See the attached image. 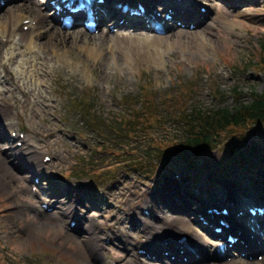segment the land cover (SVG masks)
Listing matches in <instances>:
<instances>
[{
	"label": "rangeland",
	"instance_id": "rangeland-1",
	"mask_svg": "<svg viewBox=\"0 0 264 264\" xmlns=\"http://www.w3.org/2000/svg\"><path fill=\"white\" fill-rule=\"evenodd\" d=\"M248 1L256 2L254 5L247 3L243 7H237L239 0H204L205 4H210L212 7L208 22L213 25H204L191 31L192 36H188L191 33L188 30L181 29L182 31L178 33L173 30L168 32L166 37L158 38L157 35L140 29L141 37L144 39L141 41L150 45L157 60L144 57L131 59L129 65L126 63L130 70L127 75L116 74V66L111 60L110 75L102 78L98 75L97 69L92 71L93 67H90L84 70L81 62L75 64L70 53L87 57L84 48L95 45V42L87 43L85 40L76 42L68 38L63 41L61 38L62 41L46 46V51L49 53H44L47 55L48 63L45 83L37 79L36 71V64L42 61L41 56L44 55L37 51L33 58L31 54L28 55L31 57V63L26 74H22L24 65L21 64L25 55H19V63L13 66V72L20 85L29 87L32 94L28 96L32 102L28 103L25 110L21 103L16 105L14 112L20 118V122L18 129L11 128L10 131L17 134L13 135L16 137L20 131L29 133L32 136L31 143L38 146L40 152L38 159L42 160L44 154L52 158L47 170L43 172L34 170L30 172L31 174L25 172L30 176L31 184H35L34 177L39 174L38 177L43 180L41 187L49 188H43L44 197L41 198L51 201L54 199L52 194L60 191L62 187L77 186L79 191L75 193L72 203L90 215H99L102 211H96L93 207H97V203L99 206L100 202L108 199L109 196L105 194H109L112 190L111 203L113 205V202L118 200L117 203L122 207L115 209V212L121 217L124 215L123 211L130 212L131 208L128 209L126 205L130 203L137 205L138 202L143 203L144 200L151 199L150 192L157 194L156 199L163 198L168 201L167 203L173 204L183 190L173 189L174 191L170 193V190L165 191L163 187L172 180L176 181V174L184 179L185 186L195 183L188 189L195 198L197 196L202 199L209 198L210 193H217L222 197L225 193L234 192L232 198L237 197L239 201L245 203L248 197L264 196V128L244 140H240L239 135L233 136L225 147L215 146L207 154V158L195 162V166L180 157L161 159L160 166H166L156 183L150 178L140 179L133 171L125 168L118 157L105 156L107 154L95 151V146L102 144L99 132L104 136L113 134L111 128L107 129L110 132L106 130L112 122L108 118L111 117V120L115 121L114 115L119 116L118 114L124 113L127 108L123 103L124 99L127 98L129 101L130 95L133 99L137 98L146 83L151 89L164 93L175 87L178 80L189 81L197 75L198 89H200L199 94L197 92L198 102L202 109L214 107L215 104L234 108L237 101L233 89L236 86L240 87L242 93L240 97L246 99L247 103L251 101L250 93L253 90L263 93L264 72H258L246 64L250 63L255 50L259 49L260 39L264 37V0ZM6 8L1 9L0 14L6 13ZM247 12L254 13V16ZM29 31L24 29L25 33ZM129 31L122 28L119 33L126 35ZM108 43L109 40L106 41L104 49ZM7 59V54L3 53L2 60L7 62ZM1 76L6 74L2 73ZM211 83L225 92L220 102L211 93ZM13 87L15 86L12 79L0 86L8 95L17 96L20 100L26 99L25 95L20 94V90H14ZM40 91H45L44 96H47L44 104L43 100L37 97ZM85 97L89 98L88 106L91 108V114L98 121L94 131L91 128L94 125L84 124L80 114L72 107L74 102ZM12 103L15 104L14 100ZM40 110L44 112L41 113ZM162 113L165 114L164 111ZM42 116H46L64 130L63 139L69 141L71 150L69 144L67 146L64 140H59L60 131H55L42 119ZM165 128L168 127L156 125L152 129L153 137L159 138ZM251 132L253 131L248 133ZM1 143L4 150L11 145L7 139L2 140ZM55 149H61L63 155L60 157L55 155ZM149 152L156 153L155 148L150 147ZM128 153L125 152V155ZM90 164L93 169L86 168V165ZM82 166H85L83 174L86 175L95 170L104 172L105 174L100 177L101 182H98L99 177L95 178L92 175L80 179L82 171L79 170ZM2 175L4 176L1 173L0 179ZM24 184L22 181L21 185ZM27 184L28 191L20 194H15L10 190L11 188L0 189V264H78V259L71 250V248L76 249L75 246L66 242L68 237L58 227L50 226L54 238L46 233L37 237L32 233L29 237L31 228L44 224V220L49 224L52 219L39 215L34 207L28 206L33 204L40 207L42 200L31 196V184ZM82 184L85 186L82 187ZM85 190L89 191L88 196H81V192ZM61 199V201L65 200L62 197ZM22 200L26 202L23 203ZM22 203L27 207L20 210L19 204ZM103 204L108 206L106 202ZM25 212L38 219L36 225L27 221L29 218ZM115 212L112 214L115 215ZM112 214L111 219H114ZM12 223H17L18 226ZM9 227L15 231L12 236L9 234Z\"/></svg>",
	"mask_w": 264,
	"mask_h": 264
},
{
	"label": "bare ground",
	"instance_id": "bare-ground-1",
	"mask_svg": "<svg viewBox=\"0 0 264 264\" xmlns=\"http://www.w3.org/2000/svg\"><path fill=\"white\" fill-rule=\"evenodd\" d=\"M7 1L9 4L14 3V0ZM119 1L122 2L121 0ZM246 2H248V0H240V4H242L241 6H245L243 4ZM249 3L254 5V2L249 1ZM201 4L203 3L199 0H190V3H188L186 7H180L179 12L181 13L183 10V15L186 14L189 17L200 18ZM50 6L51 5L48 3L41 4V2L37 0H20L18 4L7 6L6 13L0 14V68L3 69L1 71L2 73H6V78L2 80V83H6L12 79L13 84L16 87H13V89L20 90V94L26 96V99L20 100L17 96H13L12 94L8 95L5 90L0 88V104H3V109L0 110V174H4V176H1L2 179H0V189L11 188L10 190H13L12 192L15 194L28 191L27 185H21L23 179L27 177V175H23L24 172H31L34 170L41 172L42 170L47 169L46 167H48L47 165L49 164H45L44 161L38 159V155L40 154V152H38V146L31 143L32 136L29 133L26 135L24 140L21 138H18L17 140L24 141L22 148H18L16 144L11 145L8 148L9 150L5 151L3 150V145L1 143V140L6 138L5 133L2 132L3 129L10 130V128H18L20 118L14 112L16 105L21 103L22 108L25 110L28 103L32 102V99L28 96L29 94H32L29 87L25 88L20 85L19 81L17 82V77L15 76L16 74L13 72V66L19 63V55H25V59L21 60V64L24 65L22 74H26L29 72V65L31 63L30 58L35 57L36 51L42 55H44V53L48 54L49 52L46 51V46H48V44L62 41L61 38L63 41L71 38L76 42L79 40H85L87 43L95 42L94 46H87L84 48V52L87 54V57H81L80 54L72 53H70V55H72L75 60V64H77V62H81L84 70L90 67H93L92 71L97 69V73L101 78L110 75L109 69L111 67V61L114 66H116V74L127 75L130 73L127 65H129L131 59L136 60L139 57H144L149 60H157L154 56L155 52L150 48V45L141 41L144 40L141 37L142 32H134V30L144 27L142 20L135 19L129 26L124 25L123 27H129L131 29V31H129L126 35L120 34L117 31L112 35V38H110L111 32L109 27H107L108 29L106 28V30L102 31V34L99 36L82 29L68 31L67 29L61 28L56 12H47ZM203 6L207 5L203 4ZM207 12V21L205 20V22L201 25L212 26L213 24L211 25L208 23L211 13L210 6L209 10L207 9ZM117 14L118 13H116V15ZM248 14L252 17L254 16V13ZM116 17H120V15H117ZM222 20L223 18L221 21ZM34 22H36V24H34ZM24 27L30 28V31L25 33ZM178 31L182 30H174V32L177 33ZM192 35L193 32L188 34V36ZM163 36L166 37V35ZM163 36L158 35L157 37L163 38ZM108 40L109 43L104 49L106 41ZM21 46L24 48L23 50ZM3 53H6L8 56L7 62L2 60ZM30 54L31 57H28ZM46 56L47 55L41 56L42 61L36 64L37 79L42 83H45L46 81V72L48 69ZM118 71L123 74H120ZM10 90L11 89H9V91ZM44 93L45 91H40L37 96L39 99L43 100V104L47 101V96H44ZM12 100H14L15 104L12 103ZM40 111L41 113L44 112V110ZM42 119L53 127L55 131H60L58 138L59 140H64V130L58 124L52 122L46 116H42ZM64 142L68 146L69 141L64 140ZM71 148L72 147L70 146V150ZM2 152H4V154H2ZM55 155L60 157L63 155V152L61 149H55ZM46 156L47 154L43 155L42 159ZM173 189L176 190L174 182H168V186L165 187V191H174ZM77 190L78 187L71 186L67 188L68 192L64 190L63 195L66 196L68 199L67 201H60L61 198H58L59 194L55 195V199L47 201L46 198H41L43 194L41 191H39L36 196L31 191V196H35L37 199L42 200L41 206L45 203H49V208L47 211L41 206L36 207V205L33 204H28V206L34 207L41 216L52 219V222H49V224L47 220H44L46 224H40L37 225V227L31 228L29 237L32 236V233L34 236L36 235L35 237L46 233L49 237L54 238L51 233L52 228H50V226L53 225L58 227L59 230H61L62 233L68 237L66 242L75 246L76 249L71 248V250H73L74 256L78 259V264H264V258L261 261H258V259H237L232 260L231 262H225L224 260L221 261V257L216 252L213 254L210 240L208 238L214 236L213 231L205 228L208 232V234L205 235L194 226V224H196L201 229H204L200 225L201 221L199 219L196 220L198 213H203L208 218H212L209 213H205V210L210 208L209 205H213L211 206V208H213L216 207L215 205L217 204H229L232 206L233 211L239 212L244 205L239 203L237 197L232 198L234 192L231 194L225 193L222 197H219L217 193H210L209 198L202 199V197H197L194 199L193 203L187 204V207H176L167 202L158 203L159 200L155 198H153L152 201L146 200L143 208L149 209L152 214L151 220H148V218L145 217L140 218V220H135L132 214L127 216V221L132 224L137 232V234H134L130 230H122L121 227H118L117 232L115 233L108 232L107 226H111L112 221L105 219L102 221L97 216L93 217L84 213L79 206L75 207L72 203V198ZM185 196L187 198H191L192 194L187 193ZM262 197L264 198V196ZM259 199L260 198L258 197L257 200ZM80 200L83 201L82 199ZM22 202L25 203L26 201L22 200ZM23 203L19 204L20 210L27 207V205L25 206ZM79 204L83 206L80 202ZM196 204L199 207H195ZM52 207L53 210L50 212L49 209ZM166 209L167 211L174 212L177 215H168L165 212ZM113 211V209H108L105 212L110 215ZM193 211H195L196 214H193ZM178 213H181L182 215ZM25 214L30 219H27V221L36 225V221L38 219L32 217L30 214H27V212H25ZM73 220L78 222L74 228L71 226ZM12 225L18 226L17 223H12ZM248 228L250 227H247L244 230L242 238L246 235L245 232ZM146 229L149 230V235L146 236L147 239L141 241L139 239V231H145ZM183 232H188L191 236L195 252L187 251L190 262L183 260L180 262H174L171 259L169 260L166 256H163L160 251H167L170 249L173 250L172 255L176 254V252L180 253L181 249L178 248L179 245L174 240H176V238L177 240L178 238H181ZM14 233L15 231L10 228L9 234L12 236ZM251 234L254 233L251 232L250 235ZM117 238H120L121 242L125 246L124 251L128 253V256L125 258H118L115 251L109 250V245H111L113 240ZM108 240L111 242H107ZM70 241H73L74 243ZM166 242L168 243L167 247L165 246ZM248 242L253 243V240L249 239ZM155 243L157 244L155 245ZM196 243H198L197 248L195 247ZM140 249H145L148 252L159 254V261L156 263H150V260L146 258L144 261H141V257H145L146 254H140ZM255 253L259 255L263 254L264 248L262 250L257 249L254 254Z\"/></svg>",
	"mask_w": 264,
	"mask_h": 264
},
{
	"label": "trees",
	"instance_id": "trees-1",
	"mask_svg": "<svg viewBox=\"0 0 264 264\" xmlns=\"http://www.w3.org/2000/svg\"><path fill=\"white\" fill-rule=\"evenodd\" d=\"M252 60L254 62L248 64L257 71L264 72V37L260 39L259 49L255 50ZM198 86L197 76L187 83L181 82L180 88L188 94V97L173 95L178 93L175 90L174 93L162 96L161 100L157 98L156 91L148 85L144 87L142 95H139L137 100L140 107H136L134 102L131 103L130 116L125 117L126 123H121L118 128L128 131L130 140H135L141 136L142 142L140 144L145 150H148V145H151L154 125L162 124L164 127L165 123L163 122L169 119L175 124V127L166 129L163 132L165 136L155 140L159 152L153 157L148 154L145 155L141 151L136 153L135 151L141 149V146L131 149L132 156L123 157V160L130 167L149 174L155 170L153 159L160 158L161 153L174 151L198 155L211 149L215 144H219L225 138L239 133L244 134L247 129L264 124V93L253 90L252 99L247 103L240 97L242 93L236 86L234 91L237 104L234 108L218 106L202 109L191 100V94ZM214 94L220 101L224 95L218 88ZM162 108L165 111L164 115L161 114ZM93 120L95 119L93 118ZM131 144L136 143L131 142Z\"/></svg>",
	"mask_w": 264,
	"mask_h": 264
}]
</instances>
